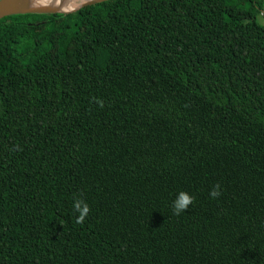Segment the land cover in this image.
<instances>
[{
	"label": "trees",
	"instance_id": "trees-1",
	"mask_svg": "<svg viewBox=\"0 0 264 264\" xmlns=\"http://www.w3.org/2000/svg\"><path fill=\"white\" fill-rule=\"evenodd\" d=\"M263 11L113 0L1 19L0 264H264ZM181 190L194 202L174 215Z\"/></svg>",
	"mask_w": 264,
	"mask_h": 264
},
{
	"label": "water",
	"instance_id": "water-1",
	"mask_svg": "<svg viewBox=\"0 0 264 264\" xmlns=\"http://www.w3.org/2000/svg\"><path fill=\"white\" fill-rule=\"evenodd\" d=\"M78 6L69 14H73L89 6H95L113 0H74ZM264 1V0H260ZM41 2V1H40ZM42 3V2H41ZM35 0H0V20L14 15H56L66 14L53 5H36Z\"/></svg>",
	"mask_w": 264,
	"mask_h": 264
},
{
	"label": "clouds",
	"instance_id": "clouds-1",
	"mask_svg": "<svg viewBox=\"0 0 264 264\" xmlns=\"http://www.w3.org/2000/svg\"><path fill=\"white\" fill-rule=\"evenodd\" d=\"M220 185H214L213 188L209 191L210 198H217L220 193ZM194 197L186 192V191H178L174 195V199L172 200V210L174 215H180L181 213H185L186 210L193 204ZM72 210L75 214L76 223L83 222L87 215L89 214L90 208L86 201L81 200L79 197L74 196L72 203Z\"/></svg>",
	"mask_w": 264,
	"mask_h": 264
},
{
	"label": "bare ground",
	"instance_id": "bare-ground-1",
	"mask_svg": "<svg viewBox=\"0 0 264 264\" xmlns=\"http://www.w3.org/2000/svg\"><path fill=\"white\" fill-rule=\"evenodd\" d=\"M35 2L37 3L36 5H39V6H42V5L56 6L61 11L66 12V14H62V15H70L69 13L75 10L76 7L78 6V4H76L74 0H35Z\"/></svg>",
	"mask_w": 264,
	"mask_h": 264
},
{
	"label": "rangeland",
	"instance_id": "rangeland-1",
	"mask_svg": "<svg viewBox=\"0 0 264 264\" xmlns=\"http://www.w3.org/2000/svg\"><path fill=\"white\" fill-rule=\"evenodd\" d=\"M257 21L264 26V11L258 15Z\"/></svg>",
	"mask_w": 264,
	"mask_h": 264
}]
</instances>
